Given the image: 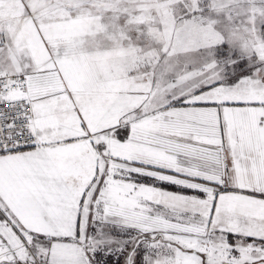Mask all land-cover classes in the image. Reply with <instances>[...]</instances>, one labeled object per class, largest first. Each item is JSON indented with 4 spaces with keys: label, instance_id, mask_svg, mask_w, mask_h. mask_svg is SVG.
<instances>
[{
    "label": "snow or ice",
    "instance_id": "1",
    "mask_svg": "<svg viewBox=\"0 0 264 264\" xmlns=\"http://www.w3.org/2000/svg\"><path fill=\"white\" fill-rule=\"evenodd\" d=\"M0 264H264V0H0Z\"/></svg>",
    "mask_w": 264,
    "mask_h": 264
}]
</instances>
